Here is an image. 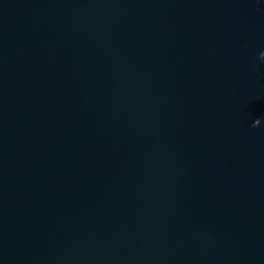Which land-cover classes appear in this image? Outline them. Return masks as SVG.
<instances>
[{
  "label": "water",
  "instance_id": "obj_1",
  "mask_svg": "<svg viewBox=\"0 0 264 264\" xmlns=\"http://www.w3.org/2000/svg\"><path fill=\"white\" fill-rule=\"evenodd\" d=\"M0 264H264V0H0Z\"/></svg>",
  "mask_w": 264,
  "mask_h": 264
}]
</instances>
